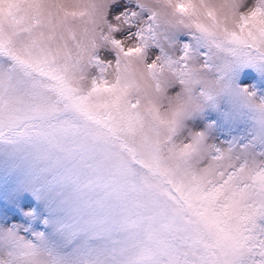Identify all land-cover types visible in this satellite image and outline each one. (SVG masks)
Listing matches in <instances>:
<instances>
[{"label":"snow or ice","instance_id":"1","mask_svg":"<svg viewBox=\"0 0 264 264\" xmlns=\"http://www.w3.org/2000/svg\"><path fill=\"white\" fill-rule=\"evenodd\" d=\"M153 4L0 0V264H264V0Z\"/></svg>","mask_w":264,"mask_h":264},{"label":"clouds","instance_id":"2","mask_svg":"<svg viewBox=\"0 0 264 264\" xmlns=\"http://www.w3.org/2000/svg\"><path fill=\"white\" fill-rule=\"evenodd\" d=\"M144 2H145L146 4H148L149 6H155V5L153 4V0H144ZM168 15H170V13H168Z\"/></svg>","mask_w":264,"mask_h":264},{"label":"rangeland","instance_id":"3","mask_svg":"<svg viewBox=\"0 0 264 264\" xmlns=\"http://www.w3.org/2000/svg\"><path fill=\"white\" fill-rule=\"evenodd\" d=\"M135 2H136V0H129V4H135Z\"/></svg>","mask_w":264,"mask_h":264}]
</instances>
